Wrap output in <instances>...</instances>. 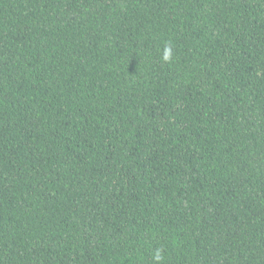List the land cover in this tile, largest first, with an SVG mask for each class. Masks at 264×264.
Segmentation results:
<instances>
[{
	"label": "trees",
	"instance_id": "trees-1",
	"mask_svg": "<svg viewBox=\"0 0 264 264\" xmlns=\"http://www.w3.org/2000/svg\"><path fill=\"white\" fill-rule=\"evenodd\" d=\"M0 264H264V0H0Z\"/></svg>",
	"mask_w": 264,
	"mask_h": 264
},
{
	"label": "clouds",
	"instance_id": "clouds-1",
	"mask_svg": "<svg viewBox=\"0 0 264 264\" xmlns=\"http://www.w3.org/2000/svg\"><path fill=\"white\" fill-rule=\"evenodd\" d=\"M164 59L165 60H170L171 59V49L170 48H167L165 50V56H164Z\"/></svg>",
	"mask_w": 264,
	"mask_h": 264
}]
</instances>
